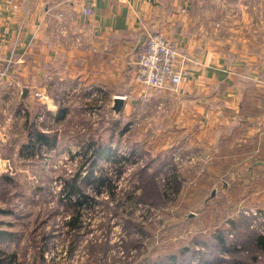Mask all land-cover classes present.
<instances>
[{
  "label": "rangeland",
  "instance_id": "obj_1",
  "mask_svg": "<svg viewBox=\"0 0 264 264\" xmlns=\"http://www.w3.org/2000/svg\"><path fill=\"white\" fill-rule=\"evenodd\" d=\"M221 1L228 2H204L201 11L209 19L201 25L217 35L225 36L223 21L233 13L264 18L262 0H247L242 13ZM247 31L264 37V25ZM219 41L225 50L226 39ZM138 91L145 93L118 118L109 92L90 89L59 135L68 151L62 143L54 153L32 143L23 150L30 159L13 151L0 165V264H264L257 245L264 166L254 165L264 161V145L252 153L247 144L233 158L234 143L210 144L203 106L195 111L168 89ZM23 129L8 132L15 148ZM175 173L179 183L169 182Z\"/></svg>",
  "mask_w": 264,
  "mask_h": 264
},
{
  "label": "crops",
  "instance_id": "obj_2",
  "mask_svg": "<svg viewBox=\"0 0 264 264\" xmlns=\"http://www.w3.org/2000/svg\"><path fill=\"white\" fill-rule=\"evenodd\" d=\"M246 1L230 0L228 6L242 13ZM204 2L228 1L0 0V64L6 71L0 82V165H8L13 151L26 158L23 150L32 143L51 153L62 143L68 151V139L59 135L67 133L63 126L76 100L85 101L90 89L109 92L110 106L116 96H124L122 116L137 94L145 93L138 91L135 77L146 29L175 43L183 75L177 90H158L176 92L195 111L203 106L201 120L207 118L208 124L203 123L212 128L210 144L222 139L234 143L229 150L233 158L241 156L247 144L252 153L260 152L264 37L246 32L250 24L264 25V18L233 13L223 21V37L217 28L201 25L209 21L201 12ZM235 24L241 30L234 32ZM222 39L225 50L219 47ZM36 91L45 99L37 98ZM12 125L24 128L19 148L8 135ZM254 165L264 166V161Z\"/></svg>",
  "mask_w": 264,
  "mask_h": 264
},
{
  "label": "built area",
  "instance_id": "obj_3",
  "mask_svg": "<svg viewBox=\"0 0 264 264\" xmlns=\"http://www.w3.org/2000/svg\"><path fill=\"white\" fill-rule=\"evenodd\" d=\"M146 40L138 49L135 77L136 84L155 89L171 88L177 90L183 75L178 67V52L175 43L163 34L151 32L146 29ZM6 74L0 64V82ZM39 99H45L43 92L34 94Z\"/></svg>",
  "mask_w": 264,
  "mask_h": 264
},
{
  "label": "trees",
  "instance_id": "obj_4",
  "mask_svg": "<svg viewBox=\"0 0 264 264\" xmlns=\"http://www.w3.org/2000/svg\"><path fill=\"white\" fill-rule=\"evenodd\" d=\"M48 143V142H47ZM178 176V173H175V174H171V176L168 178L169 182H174V183H179V179L177 178ZM101 180V185H106L107 184V180L106 179H100ZM73 192V191H72ZM73 193H76L78 196L80 195V193H77L75 190ZM82 196V195H81ZM80 196V197H81ZM77 204H79V207L82 205L81 202H78ZM233 224L235 225L236 222H233ZM236 226V225H235ZM215 238L218 240V242L220 243V246L223 248V249H227V246H226V239L224 237V235L222 234V232H218L215 234ZM257 245L261 248V249H264V235H260L258 236V240H257ZM188 247H184L182 252H186L188 251ZM191 251V250H190ZM191 254H194L193 251L190 252ZM13 259V258H12ZM172 259H176L175 256L172 257ZM256 259V257L254 258ZM235 264H251V262H247V261H240V260H236L235 261Z\"/></svg>",
  "mask_w": 264,
  "mask_h": 264
},
{
  "label": "water",
  "instance_id": "obj_5",
  "mask_svg": "<svg viewBox=\"0 0 264 264\" xmlns=\"http://www.w3.org/2000/svg\"><path fill=\"white\" fill-rule=\"evenodd\" d=\"M146 35V33H145ZM147 36V35H146ZM28 90L25 88L23 90V97L27 94ZM125 106V97L124 96H116L113 100V104L112 106H110V108L112 110H114L115 112V115L118 117V118H121V113H122V110H123V107Z\"/></svg>",
  "mask_w": 264,
  "mask_h": 264
}]
</instances>
